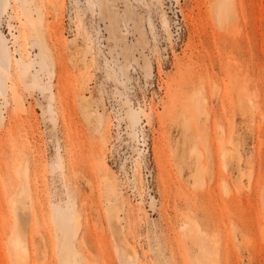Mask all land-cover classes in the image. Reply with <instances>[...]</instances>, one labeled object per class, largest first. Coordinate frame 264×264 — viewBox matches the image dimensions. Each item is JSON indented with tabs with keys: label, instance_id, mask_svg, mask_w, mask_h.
<instances>
[{
	"label": "rangeland",
	"instance_id": "obj_1",
	"mask_svg": "<svg viewBox=\"0 0 264 264\" xmlns=\"http://www.w3.org/2000/svg\"><path fill=\"white\" fill-rule=\"evenodd\" d=\"M0 55V264H264V0H0Z\"/></svg>",
	"mask_w": 264,
	"mask_h": 264
},
{
	"label": "bare ground",
	"instance_id": "obj_2",
	"mask_svg": "<svg viewBox=\"0 0 264 264\" xmlns=\"http://www.w3.org/2000/svg\"><path fill=\"white\" fill-rule=\"evenodd\" d=\"M38 32V31H37ZM39 36H40V38H42V33H39ZM16 37V36H15ZM42 40H43V38H42ZM44 41H41L40 42V45L41 46H43V43ZM76 55V54H75ZM75 55H72L71 56V58H72V60L76 57ZM0 58H1V55H0ZM21 62H22V64L23 65H26V62H25V60L24 59H21ZM2 63V66L4 67V68H8V63H7V61H4V62H1ZM234 74V73H233ZM234 76V75H233ZM235 80V79H234ZM234 87V86H233ZM0 90L2 91V92H4L5 90H6V86H5V83L0 79ZM86 106V105H85ZM230 150H225L224 152H223V157H224V159H227L228 158V156H229V154H231L230 152H229ZM103 179H104V181L105 182H107V185H108V187H109V191L111 192L110 194H114L115 193V188H114V186L111 184V182H110V178L107 176V175H103ZM118 213L116 212V215H117ZM73 218H77V215L76 216H72L71 215V213L70 212H67V214H66V231H67V233H68V236H67V239H68V242L69 243H71V241H72V232H73V225H72V220H73ZM78 219V218H77ZM76 219V220H77ZM79 220V219H78ZM200 225V224H199ZM196 226H195V224H193L192 225V228H195ZM197 228V227H196ZM183 229H187V225L186 224H184L183 225ZM12 244H13V246H15V248L18 250L19 248L21 249V245H22V241H21V239H20V237H19V235H15V236H13V239H12ZM24 251V250H23ZM16 264L17 263H20L21 261H22V259H23V257H21V255H20V253H19V251H16ZM11 258H13V257H11ZM63 259H64V262L66 263V264H74L75 263V258H74V256H73V253L72 252H69V251H64V253H63ZM13 260V259H12ZM15 263V261L13 260V264Z\"/></svg>",
	"mask_w": 264,
	"mask_h": 264
}]
</instances>
